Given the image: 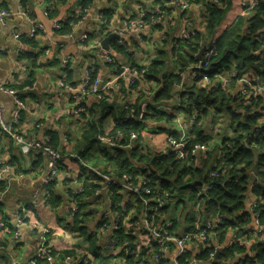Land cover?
Returning a JSON list of instances; mask_svg holds the SVG:
<instances>
[{
	"label": "crops",
	"instance_id": "0c3cea01",
	"mask_svg": "<svg viewBox=\"0 0 264 264\" xmlns=\"http://www.w3.org/2000/svg\"><path fill=\"white\" fill-rule=\"evenodd\" d=\"M83 1L0 0V6L10 15L7 25L0 23V85L14 91L16 97L25 104L20 121L14 123L16 97L0 92V106L5 122L12 125L27 143L35 140L50 144L64 157L59 180L53 183L52 190L49 189L52 198L48 203L45 201L48 191L45 180L49 174V156L45 152L37 154L36 151L24 156L9 136L0 137V170H6L2 172L0 181V190L3 189L0 192V223L8 226L0 228V264H30L41 247L43 238L54 253L55 264H71L66 257H74L84 264L92 263L91 256L95 258V262L105 263L115 255L121 260L128 259L134 263L140 259L138 253L142 250L147 264H162L157 263L153 256L148 254L151 242L147 238H139L140 230L167 229L172 234L176 232L181 235L195 230L198 224L214 220L216 216L225 217L226 233L223 235L225 238L222 236L215 239L212 247L219 246L221 251L231 249L238 238L237 230H242V224L238 223L236 215H206L205 199L217 182L210 179V176L207 183L200 182L199 185L202 193L197 196L202 201L199 212L198 204L191 206L186 200V209L182 204L173 202L167 192L169 197L165 206L148 219L146 206L136 203L131 195L117 187L116 200L128 206L129 221L135 233L124 234L125 237L121 241L117 232L107 231L99 238L90 235L91 231L99 226L104 214L111 216V224L116 212H120L104 193L98 196L93 194L81 209L80 198L77 200L86 194L89 183L96 185V182H102L99 174L105 173L114 179H121L125 174L117 173L116 169L106 162L104 155L113 158L122 151L132 158L133 155L141 157L150 150L155 154L167 156L170 150L168 137L179 138L182 136L183 127L186 128V134L189 137L193 135V140H196L198 125H192L191 120H198L199 114L194 112L190 116L181 109L189 98V95H186L188 89L195 86H203L208 90L222 89L233 98H238L241 86H224V80L228 77L220 73L212 75L211 83L207 84L195 78L194 70L203 59L198 60L202 49L196 55L191 54L190 49H185L198 64L187 63L184 66L180 63L176 51L180 49L181 43H186L182 36L193 32L205 42L209 35L207 8L197 4L195 0H183L189 6L187 10H182L180 6L169 4L165 0H92L87 7L83 5ZM241 1L238 0L234 10H237ZM220 2L221 5L218 6L225 9L226 5L221 0ZM157 4H163L164 13L155 26H147L137 33L126 31V24L130 20L140 18L141 11L154 14ZM84 9H87L85 15ZM28 18L35 24L44 26L45 31L30 38L32 23ZM228 18L229 20L219 27L221 36L233 28L238 20L236 16L230 15ZM55 22L62 24L60 31L54 29ZM67 24L69 26L64 32V25ZM111 34L120 36V39L111 42L110 50H106L102 48V42ZM17 35L21 37L16 38ZM85 36H88V39L84 42ZM120 40L124 43H118ZM207 43L206 41L204 46ZM104 51L112 58V63L103 56ZM156 60L164 63L163 73L158 79L152 80L147 78V74ZM64 61L69 62L65 68ZM125 69L146 72L143 78L131 86L127 78L120 76ZM88 73L91 74L90 88L98 93L87 96L83 101L85 112L78 113L73 105L72 93L67 87L80 89L85 84ZM170 76H181L180 83L174 86V96L163 103L157 102L158 95L164 89V77ZM107 85L108 89L99 92ZM130 109L135 110V117H132ZM141 113H144L142 120ZM212 115L215 117V112ZM260 116L264 118V110H261ZM119 119L123 123H136L138 129L128 134L123 130L115 131ZM220 123L210 126L211 122L208 121L204 127L206 134L213 137L210 145L202 143L210 148L208 152L221 144L222 141L218 142V136L231 135L230 131L228 135V130H223L217 135ZM91 126L95 128V134L101 131L103 135L99 134L96 143L87 146ZM118 133L123 134L121 142L131 148H112L99 140L100 137L116 136ZM132 135L137 136L135 140H131ZM48 138L50 141H47ZM208 152L199 153L192 162L193 165L200 167L206 161L205 155ZM219 158L217 155L214 162ZM133 162L134 167L129 173L139 177V182L144 173L142 161L134 158ZM75 180L85 185V192L77 197H74L78 186ZM196 181H199L197 175ZM212 184L214 187L204 192ZM58 197L60 201L58 200L59 203L55 206L53 200ZM246 198L259 204V212L262 198L255 196L253 190L248 192ZM35 200L36 208L28 210L26 223L20 229L22 239L16 240L12 227L15 214L22 206ZM150 206H155L153 201ZM75 207L79 208L77 217L71 212ZM245 212L248 214V222L243 229L247 234L239 236L243 237L250 247V250L245 251H251L253 256L248 254L243 258L242 253L235 252V256L217 259L215 263L202 264H243V259L255 262L256 245L259 242L264 243V238L256 236L255 214L250 210L248 202ZM262 222L264 224L263 219ZM46 227L50 228V233L44 235L42 229ZM113 237L119 239L117 248L111 245ZM138 246L142 249L139 250ZM201 249L200 245H192L188 254L193 252L194 256L195 252ZM175 250L176 248L171 249L169 260L165 264H173Z\"/></svg>",
	"mask_w": 264,
	"mask_h": 264
},
{
	"label": "trees",
	"instance_id": "16d2710c",
	"mask_svg": "<svg viewBox=\"0 0 264 264\" xmlns=\"http://www.w3.org/2000/svg\"><path fill=\"white\" fill-rule=\"evenodd\" d=\"M92 0H84L83 5L87 7L91 4ZM213 1V0H212ZM211 0H198L196 3L203 5L207 8L208 12V27L209 35L205 42L208 43L211 40L213 32L219 27L223 26V23L227 16L236 8L238 0H221L225 9H221L217 4ZM262 4L255 10V12L249 17H239L233 28H230L224 35L217 33L212 50H214V56L212 57L210 77L217 73L227 76L232 69H237L240 76H245L253 72V75H257L258 78L264 82V50L260 53V56L255 55L260 48L264 46L263 43H257L258 39L264 34V0H261ZM84 9V15H85ZM146 12V18L150 20L153 13L148 14ZM83 18H81L82 20ZM81 20H78L80 22ZM76 21V20H75ZM69 25H64V32ZM231 25H229L230 27ZM62 30V32H63ZM186 43H181L178 52V57L182 65L198 64L197 60L192 57L191 54H198L205 42L201 36H196L185 40ZM207 43V44H208ZM191 50V54H188L185 49ZM186 56V57H185ZM233 58V59H231ZM231 60L229 65L226 63ZM189 61V62H188ZM216 63V64H215ZM216 65V67L214 66ZM181 65V66H182ZM193 65V66H194ZM164 63L161 60L156 62L150 67L147 74L149 79H158L163 73ZM185 68V67H184ZM181 76L164 77V89L158 95L157 102H164L171 100L174 96V86L180 83ZM186 95L189 98L183 103L181 109L188 115H192L194 112L199 114V119L196 121L198 128L196 130V140H191L190 145L196 143H209L213 140V137L206 134L204 127L208 121L211 122L210 126H214L218 122L225 121L228 124L231 135L223 138L221 144L211 149L205 155V162L200 167L194 166L190 163H180L176 160L175 155L168 154L162 156L155 154L148 150L142 154L141 157L133 155L130 158L127 154L119 151V154L113 158L108 155L105 156L106 162H108L116 172L129 173L130 169L134 167L133 159L137 158L142 161V170L148 168L152 175L151 185L159 191L169 192L170 199L177 204H182L186 209V200L189 201L191 206H196L200 199L197 196L201 194L199 190L200 182L207 183L208 176L216 174L217 182L215 187L208 193L205 199L206 215L211 217L217 213L231 217L237 216L238 223L242 224L241 234H247L244 230L245 224L248 222V214L245 212L247 194L250 189H253V193L257 197L262 198L260 204V212L262 213V219L264 220V122H262V129L256 138L250 139V134L255 133L259 127L258 116L254 114V106L245 104L239 96L233 98L229 93L222 89L208 90L206 87L195 86L186 91ZM263 97L257 98L256 105L262 103ZM238 104V108L235 109L232 105ZM245 109V110H242ZM238 110V111H237ZM223 111V112H222ZM215 112L216 116L212 114ZM225 117V118H224ZM160 120V118H158ZM93 126V125H92ZM91 126L88 133L87 146L96 143L97 137L103 135L101 131L95 134V128ZM203 128V130H202ZM138 125L136 123H123L120 119L117 120V130H123L126 134L131 131H136ZM94 133V135H92ZM219 155L221 158L214 162V158ZM105 162V163H106ZM253 172L254 178H250L249 174ZM196 175L199 177V181H196ZM54 186L50 188L52 190ZM99 188V183L96 185L89 183L87 185L86 194L77 198H80V209L86 206L87 199H91L93 194ZM198 189V191H196ZM3 189L0 190V192ZM93 191V192H91ZM150 197L148 199H152ZM60 201L58 197L53 200V204L57 206ZM190 211V210H189ZM86 230V228H84ZM226 231L223 232V235ZM123 231L117 234L120 236V241L124 239L125 235ZM243 236V235H242ZM225 238V236H223ZM216 238L210 240V248L208 251L214 252L212 247L213 241ZM132 241V240H131ZM246 250V248H245ZM241 248L238 244L231 249H224L220 251L217 259L229 258L235 256L236 253L243 255V258L248 256V252ZM256 258L255 262L249 259H243V264H264V243L259 242L256 245ZM236 252V253H235ZM54 255V253H53ZM192 256V253L184 257V260H188ZM208 254L203 256L206 259ZM68 258V257H66ZM106 263V262H105ZM84 264V262H82ZM87 264H104V262H92Z\"/></svg>",
	"mask_w": 264,
	"mask_h": 264
},
{
	"label": "built area",
	"instance_id": "2783aa9c",
	"mask_svg": "<svg viewBox=\"0 0 264 264\" xmlns=\"http://www.w3.org/2000/svg\"><path fill=\"white\" fill-rule=\"evenodd\" d=\"M20 1V0H18ZM196 2L198 0H195ZM165 2L180 6L182 10H187L189 6L187 3L183 0H165ZM213 2L217 5H221L220 0H213ZM262 4L261 0H242L240 5L238 6V16L239 17H249L251 16L255 10ZM164 6L163 4H157L154 9V16L148 20L146 18V12L141 11L140 12V18L138 19H132L126 24V31L127 32H139L142 29H144L147 26H155L158 22V20L161 18V16L164 13ZM87 11L85 10V13ZM23 15H25L23 13ZM48 15V13H47ZM9 13L0 6V23L7 25L8 24V17ZM30 19V18H28ZM31 21V19H30ZM32 23V31L29 35L30 38H34L39 32H44V26L35 24L34 21H31ZM54 29L57 31H60L62 29V24L55 22L54 23ZM196 34L191 32L187 35L182 36V40H189L192 37H195ZM20 35H17L16 38H20ZM88 39V36H85L83 41L85 42ZM257 43H263L264 44V34ZM118 43L122 44L124 43L123 40L118 41ZM264 50V46L260 48L257 52H255V55L260 56V53ZM103 56L112 63L113 60L110 58L107 54V52L102 53ZM214 50L209 49L204 56L202 57V61L200 65L194 70V77L198 80L203 81L204 83H211V77L210 72L212 71L211 67V61L212 57L214 56ZM68 61H64V68L68 66ZM146 71H138L134 69H125L120 76L125 77L129 80L131 86H134L138 79L143 78ZM254 73L251 72L250 74H247L245 76H240L238 71L234 68L232 69L229 74L227 75V79L224 80V86L227 84H239L241 86L240 89V96L245 104H249L253 102V100L263 97L264 96V82H262L257 75H253ZM90 76L91 74L88 73L87 80L85 84L80 89H75L74 87H67L68 90L72 93V100L73 105L77 108L78 113H84L85 108L83 101L84 99L92 94L98 93V91L91 90L90 88ZM219 80H222L221 77H218ZM239 79H242L240 81H237ZM64 86V85H63ZM109 85H107L105 88L101 89L99 92H102V90L108 89ZM226 89V88H224ZM0 92L10 94L11 96L16 97V93L8 88H6L3 85H0ZM101 98V95L98 96ZM16 111L14 114V123H17L21 119L22 111L25 109V104L16 97ZM264 110V109H261ZM130 113L132 114V117H135V110L130 109ZM144 118V113L140 114V120ZM197 119L194 118L191 120V124H196ZM260 131L256 130L255 133L250 134V139L256 138L259 135ZM2 135L9 136L15 143V147L22 152L24 156L30 155L32 152L36 151L37 154H40L41 152H45L49 156V174L45 180L46 191H47V197L46 202H50L52 195L50 192V188L52 187L53 183H55L57 180H59V177L61 175V168L64 163V157L55 151L53 147L50 144H43L38 141L32 140L30 143H27L25 139L17 133V131L13 128L12 125H8L5 122L4 118V112L2 107L0 106V137ZM123 134L118 133L116 136H107V137H100L99 140L104 143L105 145H108L112 148H119V149H125V148H131L130 145L123 144L122 141ZM136 135L131 136V140L136 139ZM194 139V136H188L186 134V128H182V136L179 138L175 137H168L167 142L170 147V150L168 151V154L175 155L176 160L180 163H190L196 160V156H198L201 152H208L210 148L204 144L196 143L193 145H190V141ZM47 141H50L48 138ZM146 151V150H145ZM143 151V153L145 152ZM221 158V157H220ZM219 158V159H220ZM148 168H145L143 170V174L141 175L142 180L138 182V178L134 173H125L122 175L121 179H114L111 175L108 174H99L100 178L102 179V182L99 184V188H97V191L95 192V195H101L102 193L106 194L107 197L113 202L114 206L116 207V210H120V212H116L112 223L109 224V219L111 218L110 215L104 214L102 216V219L100 220V224L97 228L91 231L90 235L99 238L102 236L105 232L111 231V232H120L123 231L124 234L128 233H135L134 230H132L133 225L130 224V216H129V208L126 205L120 204V202H117V191L116 188L120 187L123 191H126L129 195L132 196L133 200L136 203L144 204L147 208L146 210V218L148 219L152 214H154L157 210L163 208L166 204V201L169 197L168 193L165 191H159L154 188L151 183V173L147 171ZM6 170L1 169L0 170V181H2V172ZM95 172H98L94 170ZM101 173V172H100ZM249 174L250 178H254L255 174L253 172H250ZM136 177V178H135ZM210 179L217 181L216 174H211ZM75 183L78 184L77 190L74 193V197H77L78 195L85 192V185L80 184L78 180H75ZM214 185L208 186L204 192H208L210 189H212ZM253 189H250V191ZM202 194V193H201ZM200 194V195H201ZM150 197H153L151 200L148 199ZM151 201L154 202L155 206H150ZM250 206V210L255 214V225L257 226L256 236L259 238H264V224L262 222V215L261 212H257V209L259 207L258 203H255L253 200H246ZM202 201L200 200L197 206V212L200 210V205ZM37 206V201L35 200L31 204L27 205L25 204L22 206L15 214L14 221L12 222V227L14 229V238L16 240H21V227L26 223V215L30 208L34 209ZM72 215L74 217H77L79 215V208L75 207L72 211ZM227 222L225 220L224 216H216L214 220H208L204 222L202 225L198 224L197 228L193 231L187 232L185 234L178 235L176 232L172 234L167 229H159V230H153L151 228H147L146 230H140L139 238H147L151 242V245L149 246L148 254H151L154 258V260L157 263L165 264L168 262V255L171 253L172 248H176L175 250V256L173 264H202L203 262H212L214 263L215 259L218 258V255L221 251V248L219 246L213 247L215 250L214 252L208 253L210 248V240L212 238L219 239L223 236V232L226 231L225 226ZM0 228H8L5 223H0ZM44 235H47L50 233V228H43ZM238 234V238L235 242V244L239 245L241 248L245 250H250V247L248 246V243L244 240L243 237H240L241 230H237L236 232ZM235 244L231 247L233 248ZM111 245L115 248L119 245V239L116 237H113L111 239ZM192 245H200L202 247L201 250L195 252L194 256H190L188 260H184V257L188 256L189 253V247ZM139 250V246L137 247ZM193 255V252H191ZM205 254H208L206 259H203V256ZM248 254L250 257L253 256V253L251 251H248ZM140 255V259L134 263L130 262L128 259L121 260L119 256L115 255L113 258L108 260L104 264H147V260L144 257V251H140L138 253ZM95 258L91 256V261L94 262ZM55 257L53 255V251L48 247V243L45 238L42 240L41 247L39 248L38 252L35 254V256L31 259L30 264H55ZM67 261H69L71 264H82V262L79 259H74V257H68Z\"/></svg>",
	"mask_w": 264,
	"mask_h": 264
},
{
	"label": "rangeland",
	"instance_id": "374dc122",
	"mask_svg": "<svg viewBox=\"0 0 264 264\" xmlns=\"http://www.w3.org/2000/svg\"><path fill=\"white\" fill-rule=\"evenodd\" d=\"M231 16H236V18H237V16H238V10H233L232 12H231V14H230ZM229 15V16H230ZM229 20V18H228V16H227V18L225 19V21H224V24L227 22ZM224 30V29H223ZM231 59H233V58H231ZM226 63L229 65L230 63H232L231 62V60L229 61V62H227V60H226ZM216 64V63H215ZM215 67H216V65H215ZM240 80H242V79H239V80H237V81H240ZM257 99H255V100H253V102H251L250 103V106H254L255 107V111H254V114L255 115H257L258 116V119H259V128L258 129H256V130H259L260 131V129H262V122H264V118H262L261 116H260V112H261V109H264V101H262V103H260V104H258V105H256V103H255V101H256ZM235 109H237L238 108V104H233L232 105ZM239 109V108H238ZM240 110V109H239ZM242 110H245V109H242ZM238 111V110H237ZM223 112V111H222ZM225 118V117H224ZM226 131V130H228V135H230V132H231V130H229V127H228V124L225 122V121H223L222 120V122L219 124V126L217 127V135H219V133H221L222 131ZM230 131V132H229ZM210 135H211V133H210ZM223 138H224V135L223 134H221V136H218V142H221L222 140H223ZM251 174V173H250ZM118 233H120V232H118ZM215 262L217 261V258L214 260ZM214 262V263H215Z\"/></svg>",
	"mask_w": 264,
	"mask_h": 264
},
{
	"label": "water",
	"instance_id": "95a60500",
	"mask_svg": "<svg viewBox=\"0 0 264 264\" xmlns=\"http://www.w3.org/2000/svg\"><path fill=\"white\" fill-rule=\"evenodd\" d=\"M220 29L221 28H218V29H216L213 32L210 42L207 45H205L202 48L201 52L199 53L198 60H201V58L204 55V53H206L209 49L212 48V45H213L214 40L216 38V35H217L218 32H220ZM119 39H120V36H118L116 34H111L110 36H108L106 39L103 40V42H102V48H104L106 50H110V43L113 42V41H115V40H119Z\"/></svg>",
	"mask_w": 264,
	"mask_h": 264
},
{
	"label": "bare ground",
	"instance_id": "6f19581e",
	"mask_svg": "<svg viewBox=\"0 0 264 264\" xmlns=\"http://www.w3.org/2000/svg\"><path fill=\"white\" fill-rule=\"evenodd\" d=\"M7 11V10H6ZM8 12V11H7Z\"/></svg>",
	"mask_w": 264,
	"mask_h": 264
}]
</instances>
